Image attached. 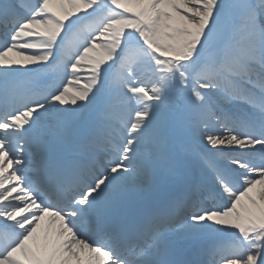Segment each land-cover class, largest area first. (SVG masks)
Wrapping results in <instances>:
<instances>
[{
    "label": "snow or ice",
    "instance_id": "obj_1",
    "mask_svg": "<svg viewBox=\"0 0 264 264\" xmlns=\"http://www.w3.org/2000/svg\"><path fill=\"white\" fill-rule=\"evenodd\" d=\"M0 264H264V0H0Z\"/></svg>",
    "mask_w": 264,
    "mask_h": 264
},
{
    "label": "bare ground",
    "instance_id": "obj_2",
    "mask_svg": "<svg viewBox=\"0 0 264 264\" xmlns=\"http://www.w3.org/2000/svg\"><path fill=\"white\" fill-rule=\"evenodd\" d=\"M54 6H57V7H59V5H54ZM85 75L87 74L86 72L84 73ZM259 187V186H258Z\"/></svg>",
    "mask_w": 264,
    "mask_h": 264
}]
</instances>
